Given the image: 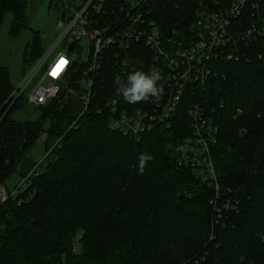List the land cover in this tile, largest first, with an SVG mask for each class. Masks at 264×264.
<instances>
[{"label":"trees","instance_id":"trees-1","mask_svg":"<svg viewBox=\"0 0 264 264\" xmlns=\"http://www.w3.org/2000/svg\"><path fill=\"white\" fill-rule=\"evenodd\" d=\"M216 1L225 2L150 0L151 16L166 30H185ZM10 14L16 36L27 27V2L0 0V30ZM43 53L35 40L28 62ZM248 54L250 61L214 63L216 75L191 100L219 127L212 155L221 198L178 164L185 109L169 129L125 137L110 128L105 110L95 111L97 102L81 116V89L71 80L35 108L36 119L19 120L27 97L11 99L15 86L0 66V264H264V161L252 170L264 141V38ZM43 135L45 157L33 163L27 154ZM142 152L154 157L143 175ZM14 175L22 179L8 190Z\"/></svg>","mask_w":264,"mask_h":264},{"label":"built area","instance_id":"built-area-1","mask_svg":"<svg viewBox=\"0 0 264 264\" xmlns=\"http://www.w3.org/2000/svg\"><path fill=\"white\" fill-rule=\"evenodd\" d=\"M215 5L213 10L199 11L185 30H166L151 16L150 0L78 4L64 0L54 44L32 64L11 99L25 95L29 105L45 106L75 80L82 93L81 116L97 102L95 111L108 113L112 130L138 139L156 128L169 129L185 109L188 133L177 147L178 164L213 185L216 198H221V173L212 155L219 127L205 107L191 100L216 75L217 61H250V46L264 38V0H225ZM242 20L247 22L245 27ZM61 60L66 63L58 67ZM152 68L163 76L164 92L158 103L130 104L117 95V79L126 82L133 70ZM24 185L26 181L19 188ZM1 192L4 202L9 196L4 188ZM215 201L211 204L220 214L222 208ZM224 206L228 209L230 202Z\"/></svg>","mask_w":264,"mask_h":264},{"label":"rangeland","instance_id":"rangeland-1","mask_svg":"<svg viewBox=\"0 0 264 264\" xmlns=\"http://www.w3.org/2000/svg\"><path fill=\"white\" fill-rule=\"evenodd\" d=\"M25 1L27 2V27L23 28L18 35H12V15L10 14L0 30V66L9 70L11 82L15 88H18L33 64L28 62L32 43L39 40L44 53L50 50L54 44L59 33L57 22L64 0ZM81 1L68 0L71 4H78ZM35 108L32 105H27L16 118L19 120L36 119L38 111ZM46 141L47 137L41 136L36 145L28 152L27 157L33 163L39 164L44 159ZM21 179L19 175H14L7 183L8 190H15Z\"/></svg>","mask_w":264,"mask_h":264},{"label":"clouds","instance_id":"clouds-1","mask_svg":"<svg viewBox=\"0 0 264 264\" xmlns=\"http://www.w3.org/2000/svg\"><path fill=\"white\" fill-rule=\"evenodd\" d=\"M163 76L161 72L152 68L149 71L133 70L127 76V81L117 79L116 93L130 104L140 102L158 103L164 92ZM154 157L148 152L138 155V173L143 175L149 161Z\"/></svg>","mask_w":264,"mask_h":264},{"label":"water","instance_id":"water-1","mask_svg":"<svg viewBox=\"0 0 264 264\" xmlns=\"http://www.w3.org/2000/svg\"><path fill=\"white\" fill-rule=\"evenodd\" d=\"M264 161V141L261 143L260 148L255 155L253 164H252V170L257 171L260 169L262 163Z\"/></svg>","mask_w":264,"mask_h":264},{"label":"snow or ice","instance_id":"snow-or-ice-1","mask_svg":"<svg viewBox=\"0 0 264 264\" xmlns=\"http://www.w3.org/2000/svg\"><path fill=\"white\" fill-rule=\"evenodd\" d=\"M65 63H66V61L61 60L60 63H59V65H58V67L61 66V65H63V64H65Z\"/></svg>","mask_w":264,"mask_h":264}]
</instances>
